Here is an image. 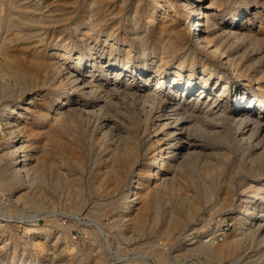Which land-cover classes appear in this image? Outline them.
I'll use <instances>...</instances> for the list:
<instances>
[{
  "label": "bare ground",
  "instance_id": "bare-ground-1",
  "mask_svg": "<svg viewBox=\"0 0 264 264\" xmlns=\"http://www.w3.org/2000/svg\"><path fill=\"white\" fill-rule=\"evenodd\" d=\"M231 4L234 7L225 14V6ZM256 22L258 29H253ZM99 35L110 50L114 43L108 38L118 37L126 45L124 61L102 59ZM131 40L140 47L137 59L130 56ZM148 64L154 65L152 71ZM168 64L170 72L163 69ZM152 80L155 85L146 86ZM6 90L17 91L18 100L0 108V171L10 183L26 189L15 198L28 194L44 168L53 163L64 179L78 184L79 175L62 154L76 152L78 135L68 126L79 114L92 115L91 127L97 128L100 141L107 142L100 177L109 178L115 189L124 187L133 173L126 201L113 219L118 225L131 215L133 202L139 211L130 216L133 226L144 221L147 211L155 221L160 217L155 194L159 186L174 181L176 171L196 157L209 160L223 153L218 151L223 143L242 142L244 150L253 153V174L260 175L251 190L261 194L259 199L248 206L246 198L242 205L246 186L231 197L226 183L218 205L227 204V212L236 214L233 229L221 243L191 240L185 249L209 262L233 255L244 241L264 250V0H0V92ZM65 127L75 132L71 139H65L69 134L63 137ZM49 150L51 161L46 163ZM209 183L203 184L205 193L213 190ZM33 189L38 196L37 185ZM191 198L182 204L181 213L168 209L163 226L155 222L157 237H168L193 219L200 203ZM81 199L79 193L74 195V207H79ZM35 222H29L26 231L32 236L30 244L43 249L48 232ZM61 238L59 254L74 249ZM90 247L95 250V262L102 263L105 245L96 240ZM156 250L155 264L166 262L167 253Z\"/></svg>",
  "mask_w": 264,
  "mask_h": 264
},
{
  "label": "rangeland",
  "instance_id": "rangeland-1",
  "mask_svg": "<svg viewBox=\"0 0 264 264\" xmlns=\"http://www.w3.org/2000/svg\"><path fill=\"white\" fill-rule=\"evenodd\" d=\"M231 2H233V0H231ZM233 7L234 4L228 5L227 7L225 6V14ZM240 7L241 9L244 8L242 6ZM225 14L223 16L224 18H227V15ZM120 19L122 21L121 23L123 24L127 21L124 20V15ZM141 27L143 28L145 26L141 25ZM252 27L253 29H258V22L253 23ZM148 32L149 30L144 31L145 34ZM103 38L104 36L99 35L97 40V44H99L102 49L104 48L101 56L102 59H105L108 62H112V60H114V63L124 61V51L126 45L122 44L121 40L118 37H116L114 40L112 38H108V42L111 41L112 43H114V49H112V51L108 47L109 44H104ZM132 42L134 44V49L132 50L130 56H132L133 59H137L141 56L140 47L138 46L136 41L131 40V43ZM107 51H109L110 54H108ZM135 51L137 53H135ZM169 65L170 64L166 65L163 69L168 71L170 68ZM148 67L149 70L152 71L154 65L148 64ZM125 78L126 76L123 77V79ZM181 80L184 81V78H181ZM218 84L220 85L221 83ZM154 85L155 83L153 80L151 82L147 81L146 83V86ZM6 91L7 92H0V108L6 103H12L18 100L17 91ZM210 94L211 96H213V98L216 96L214 90H212ZM85 115L86 114L77 115L72 120L74 124L73 122H71L72 124H69L68 126H71V128H73L78 135L76 136L78 137V141L76 142H78L77 144L79 148L77 147L75 153L65 154L64 152V154H62V157L64 156L63 159L66 161L69 167L72 168L73 171L77 172V176L79 175V180L77 182L78 184L76 186L74 185L75 183L73 184V181L64 179L63 174L57 171V165L53 163L51 166H47L44 168L43 172L41 173L42 175H40L41 177H39L40 180L33 183L32 186L34 187H30L31 190L28 191V194L20 196L17 199L15 197L19 193H21V191H24L26 189H23V187L21 185H18L17 183H10L8 178L2 175L3 173L0 171V264L8 261L16 262L17 260L22 261L24 264H96L98 262V264H155L156 258L154 255V251H157L156 249H160L168 255L167 261L169 260V262H161V264H264V255H262V253H264L262 251L264 250H262V246L257 243L249 245L248 242L244 241L242 247L240 248L241 250L238 249L233 255L224 257L220 262H209L205 260L202 255H199L198 253L196 255V252H193V255L192 251H187L185 249V247L188 246L187 242L185 244L180 239L181 236H183L189 230H198L197 233H200V229H202L200 227L203 226L204 223L210 224L211 227L214 225L223 226L224 224H226L229 226L227 233L233 229L236 223L235 221L237 219L236 214L233 212H227V208L229 207V205H218V201H220L222 197L221 190L225 188L226 183L230 184V196L232 195L233 197H235L240 191L241 188L239 189V187L243 188V186H246V192L244 191L243 194V197L245 198L242 197L243 200L240 202V204L242 205L243 203H245L244 200H246V202L249 200L247 202V205L249 206L252 203V200L259 199L258 196H260L261 194L258 195L251 190H253L252 186L254 185V183L257 182L255 179H257V177H259L260 175L257 176L256 174H253L254 167H251L250 165V157L253 156V153L246 152L247 150H244L245 145L242 144V142H229L228 144L223 143L224 145H221L222 148L218 149V151H222L223 153H219L218 157H216V154H214L215 156L212 155V157H210L212 161L211 159L208 160V157L206 156L196 157L193 161H190L186 165L182 166L183 168L180 167V169L176 171L177 173H175V176L173 178L174 181L171 180L170 182L167 181L165 184H162L163 188L159 186L156 189V192L154 190H150V193L151 191H153L158 195V212L160 213V215L158 213V215L160 216L158 217L159 219L157 218L158 220L155 219V221H152L154 215L151 211H147L148 213H145L147 217L149 215H153L151 217V221L150 216L149 219L145 217L144 221H142L143 223L141 222L142 224L140 223V225L138 224L133 226L130 219L132 217L131 215L136 214V205H138L137 202H133V210H131L133 213L130 212L131 215L127 216L128 219L123 220V222H119L118 225V222H115L116 220L114 221L113 219L116 218V212L121 209V207L125 203L124 201H126L125 194L128 193V184L133 181V173L131 172L126 177L127 183L125 184V186L123 185L124 187L115 189L112 187V184L110 182L111 180L109 178L107 179L103 177V179L102 177H100L99 174L101 170L105 168L104 164L106 163V159L104 160V158L108 152V145L104 139L101 138L100 141V136H98L100 135V133H98L97 128H94L95 130H93V128L91 127V125L94 124V117L92 115ZM44 125V127H47V124ZM132 126L134 128L136 127V125ZM65 128L67 129V131H63V137L65 136V134H69L68 136H65L66 138H64L71 139L70 136L73 134L75 135V132H72L71 128ZM150 129L151 128H149V131H151ZM37 141L41 142V139L40 141ZM38 142H36V144ZM105 147L107 148V150ZM258 150L260 149L258 148L257 151ZM50 152L51 151L49 150V153L45 154L46 163L51 161L50 154L52 152ZM153 152L154 151H152V153ZM71 155H73L74 157ZM76 157L78 159H74ZM220 162L222 163V165H220ZM57 175H59L60 177H58L59 181L56 183L55 177ZM68 181L72 182L73 185L71 183H69L71 185L66 184ZM98 181L99 183H102L99 185V183H97ZM152 181H154V179L150 182ZM205 182H210V190L213 189L209 191L210 193H205L206 188L203 185L205 184ZM94 184H97L98 186H94ZM36 185L38 189H36ZM101 185H103V187ZM104 185L108 186L109 188H106ZM110 187L113 189H110ZM33 188L36 189V194H40H38L39 197L34 196L32 192L34 190ZM78 193L82 198L81 204L79 205V207H74L72 203L73 198L74 195ZM152 195L151 198L153 200L154 196ZM194 195H196V199ZM3 197L5 198L2 199ZM186 197H192L191 199L198 200L197 202L200 203L199 207L194 212V220L192 219L191 221H187L182 227H177L168 237H157L159 236L158 228L165 224L164 216L167 213L166 211H168V209L170 210V208L173 207L172 209H174L178 213H181L182 206L186 205L185 200H189ZM246 198H248V200ZM179 201H181L182 203ZM236 202H238V200H236L235 203ZM177 207L179 210L177 209ZM241 207L242 206H240V208ZM137 213L139 214V211ZM29 222H35L37 223V227H42V229H44L45 231L47 230V245L44 246L43 249L31 245L32 243L30 244L29 239H31L32 236L29 235V233L26 231V227ZM155 222L159 227L155 225ZM60 226L62 228L59 229ZM58 230L59 232L57 233ZM61 233L63 236H61ZM55 235H60L61 240V237H63V239L67 240L68 244L70 243V245H72L74 249L69 251L66 250L64 252L61 251L62 253L60 252L61 254H59L58 250H61L62 244L59 241L60 239L56 240ZM37 239L38 238H35V240ZM96 240L98 243L101 242L103 245H105V248L101 249V251L103 252L101 256L102 263H100V261L95 262L94 258H96V253L95 250L90 247V245L92 246V244L96 243ZM194 241L199 243L206 240ZM220 241L216 243H221ZM53 243H55L54 247ZM3 246L4 248H2ZM3 250H5L6 252H4ZM93 251L95 254H92ZM55 252L58 253L54 256ZM53 256L55 258H53ZM61 257L63 259H60L62 262L59 260V258Z\"/></svg>",
  "mask_w": 264,
  "mask_h": 264
},
{
  "label": "built area",
  "instance_id": "built-area-1",
  "mask_svg": "<svg viewBox=\"0 0 264 264\" xmlns=\"http://www.w3.org/2000/svg\"><path fill=\"white\" fill-rule=\"evenodd\" d=\"M3 197L2 199H4ZM205 224V225H204ZM203 226L200 228V233H197V231L194 230H189L187 233H185L183 236H181V241L186 244V242L191 241V240H197V241H202V240H207L212 243H216L220 240H223L225 234L227 233L228 230V225L224 224L222 225H214L210 226V224L204 223ZM199 229V228H198Z\"/></svg>",
  "mask_w": 264,
  "mask_h": 264
}]
</instances>
